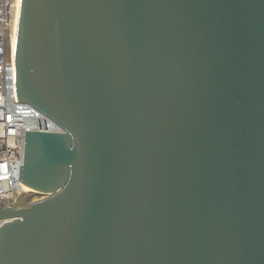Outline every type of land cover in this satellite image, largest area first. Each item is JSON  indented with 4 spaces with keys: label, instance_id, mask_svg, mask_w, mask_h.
<instances>
[{
    "label": "water",
    "instance_id": "obj_1",
    "mask_svg": "<svg viewBox=\"0 0 264 264\" xmlns=\"http://www.w3.org/2000/svg\"><path fill=\"white\" fill-rule=\"evenodd\" d=\"M14 57L0 264H264V0H20Z\"/></svg>",
    "mask_w": 264,
    "mask_h": 264
},
{
    "label": "built area",
    "instance_id": "obj_2",
    "mask_svg": "<svg viewBox=\"0 0 264 264\" xmlns=\"http://www.w3.org/2000/svg\"><path fill=\"white\" fill-rule=\"evenodd\" d=\"M17 0H0V207L22 208L33 193L20 183L26 130L60 132L61 127L17 98L12 48ZM31 203V202H30ZM3 221L0 220V226Z\"/></svg>",
    "mask_w": 264,
    "mask_h": 264
},
{
    "label": "bare ground",
    "instance_id": "obj_3",
    "mask_svg": "<svg viewBox=\"0 0 264 264\" xmlns=\"http://www.w3.org/2000/svg\"><path fill=\"white\" fill-rule=\"evenodd\" d=\"M19 4H20V0H17L16 13H15L14 21H13V31H12V48H13L14 54H15V42H16V31H17V20H18ZM26 189L31 191V188H29L27 186H26Z\"/></svg>",
    "mask_w": 264,
    "mask_h": 264
},
{
    "label": "rangeland",
    "instance_id": "obj_4",
    "mask_svg": "<svg viewBox=\"0 0 264 264\" xmlns=\"http://www.w3.org/2000/svg\"><path fill=\"white\" fill-rule=\"evenodd\" d=\"M44 196L38 194V193H33L30 197H27V201L33 202V201H37L40 198L42 199ZM29 202V203H30Z\"/></svg>",
    "mask_w": 264,
    "mask_h": 264
}]
</instances>
